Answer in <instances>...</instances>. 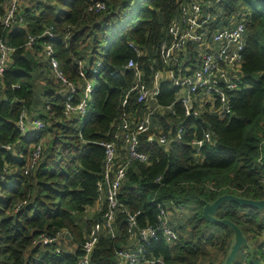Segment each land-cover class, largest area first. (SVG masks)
<instances>
[{
  "label": "trees",
  "instance_id": "obj_1",
  "mask_svg": "<svg viewBox=\"0 0 264 264\" xmlns=\"http://www.w3.org/2000/svg\"><path fill=\"white\" fill-rule=\"evenodd\" d=\"M98 1L106 3L99 13L90 10L92 0H24L18 15L23 24L8 28L3 19L9 0H0V42L14 49L0 78V264H77L87 232L103 221L98 209L101 205L106 209V203L98 201L105 158L101 143L116 140L119 148L126 147L119 129L121 115L131 114L134 125L145 111L135 92L126 99L135 78L125 67L132 59L142 63L149 57L161 64L157 48L168 38L167 28L178 17L183 0ZM248 2L224 0L210 11L231 18L244 12ZM228 24L213 23L216 28ZM244 24L245 87L232 94L231 114L185 118L176 104L181 118L166 115L155 125L166 131L169 123L175 131L182 126L185 139L167 150L150 144L148 135L140 136L139 150L150 159L147 164L137 160L129 164L120 203L131 212L141 211L140 228L158 223L156 202H173L192 211L188 222L179 211L173 215L170 222L179 232L178 240H152L148 259L223 264L234 230L208 222L205 206L224 195L264 200V9L254 7ZM47 29L52 38L44 36ZM30 38H35L31 49ZM48 44L65 82L50 67ZM130 45L142 54L138 56ZM161 86L159 100L172 104L177 89L168 80ZM67 104L74 109L67 111ZM23 113L45 124L42 130L31 125L30 140L17 126ZM207 131L214 143L193 152L188 142L195 135L202 139ZM45 139L38 167L25 175L33 146ZM7 145L13 150H6ZM22 202L26 203L17 209ZM215 216L237 225L254 247L252 251L241 247L232 264H264V211L226 201ZM114 226V238L101 231L92 264H125L115 251L138 246V238L128 234L125 214L116 216ZM61 231L71 235L77 246L74 253L64 248L56 253L53 246L34 243L42 234Z\"/></svg>",
  "mask_w": 264,
  "mask_h": 264
},
{
  "label": "built area",
  "instance_id": "obj_2",
  "mask_svg": "<svg viewBox=\"0 0 264 264\" xmlns=\"http://www.w3.org/2000/svg\"><path fill=\"white\" fill-rule=\"evenodd\" d=\"M23 1L9 0L6 16L3 19V24L6 27L10 28L18 23L23 24V19L18 18ZM223 1L183 0L179 7L178 17L172 20L167 28L168 38L159 45L161 64L157 63L156 58L152 59L151 57L143 60L142 63L133 59L127 63L125 69L133 73L135 85L126 95V99L130 93L135 92L138 103L145 107V111L134 125L131 114L125 112L121 115L119 129L124 132L126 147L123 145L122 148H119L116 140L101 143L105 158L98 191L99 199L102 201L105 198L108 201V209L104 213L105 220L95 222L87 232L77 264H92V255L98 245L102 230H105L113 238L116 236L114 222L117 210L121 207L119 192L126 178L127 168L135 160L140 162L148 160V156L139 151L140 136L148 135L149 143L160 147H172L175 142L185 139L183 130L175 131L172 123H169L168 131L155 125V122L160 121V117H166V115L171 114L181 118L177 115L178 110L173 106L162 104L159 100V94L162 91V78L178 87L173 102L180 104L185 118L190 115L200 118L204 114L225 118L231 114L232 94L245 87L242 85L241 79L244 77L242 65L244 63L246 26L237 21L236 16L227 18L220 12H207ZM105 9V2L92 0L91 11L99 13ZM245 11L248 10L245 9ZM215 21L220 24L229 21V24L223 29L216 28L213 25ZM45 34L53 37L51 29H47ZM34 41L35 38H30L27 48L31 49ZM130 46L138 52L139 56L142 54L137 47ZM13 51L14 49L6 42H0V76ZM45 54L52 71L55 72L57 78L65 82L59 71V64L51 44L45 47ZM81 75L84 76L83 73ZM126 99L124 105L127 104ZM73 109L70 104H67V111ZM31 125L37 130L45 128V124L41 120H31L27 113H23L17 126L27 140L30 139L29 128ZM44 143L45 140H41L33 146L29 162L24 167L25 175L33 173L38 167L44 156ZM188 143L202 149L205 144L214 143L213 135L207 131L202 139H198V136L195 135ZM4 148L8 151L13 150L11 145L4 146ZM123 150L126 151L125 158ZM122 159L123 161H121ZM158 181L160 178L157 179ZM25 203H20L17 209ZM174 207L180 212L185 209L179 204H174ZM98 211L102 212V208L100 207ZM123 211L121 210V212ZM136 215L129 214L128 234L131 239L138 238V246L134 249H117L115 257L125 264H165L161 258H147L149 255L147 245L152 240H160V237L168 243L178 240L177 233L167 226L171 213L161 208L158 223L155 226L148 225L144 228H140ZM70 240L71 235L61 231L54 236L42 234L34 243L36 246L39 244L53 246L55 252L60 253L62 251L61 244L67 246V242Z\"/></svg>",
  "mask_w": 264,
  "mask_h": 264
},
{
  "label": "water",
  "instance_id": "obj_3",
  "mask_svg": "<svg viewBox=\"0 0 264 264\" xmlns=\"http://www.w3.org/2000/svg\"><path fill=\"white\" fill-rule=\"evenodd\" d=\"M258 1L264 5V0H258ZM226 201L233 202L240 206L264 211V200L255 201V200L240 198L233 195H224L214 203L205 206L203 210V216L208 222H212L214 224H219V225H226L234 230L235 237H234V242L232 244L233 247L231 249V252H229L228 257L224 263V264H232L235 261L241 247L246 244V238L243 232L241 231V229L237 225L232 223L230 220L218 219L215 216L219 207Z\"/></svg>",
  "mask_w": 264,
  "mask_h": 264
},
{
  "label": "bare ground",
  "instance_id": "obj_4",
  "mask_svg": "<svg viewBox=\"0 0 264 264\" xmlns=\"http://www.w3.org/2000/svg\"><path fill=\"white\" fill-rule=\"evenodd\" d=\"M210 12V9L209 10H207V12ZM232 16H236V20L237 21H239V22H242V23H244V19H245V17L247 16V14H246V12L244 11V12H240V13H236V14H234V15H232ZM245 25V24H244ZM221 29H223V28H221ZM44 36H48L49 38H52V37H50L49 35H46L45 33H44ZM157 51L159 52V47L157 48ZM137 54H138V52H137ZM138 56H139V54H138ZM129 62V61H128ZM9 63V62H8ZM243 66V65H242ZM7 67H8V64H7V66L5 67V70L7 69ZM5 70H4V72H5ZM192 70H195V69H192ZM4 72H3V74H4ZM3 74L0 76V78L3 76ZM244 78V77H243ZM242 78V79H243ZM242 79H241V81H242ZM162 80H167V79H165V78H162ZM172 83V82H171ZM173 84V83H172ZM173 86H174V84H173ZM176 89H177V91H178V87H176V86H174ZM180 105V104H178V103H172V104H170L169 106H175V105ZM206 111V110H205ZM189 117H195V116H193V115H190V116H187L186 118H189ZM179 129H182V130H184V127H180ZM178 129V130H179ZM30 140V139H29ZM190 146L192 147V150H193V152H200L201 151V149L198 147V146H196V145H192L191 143H190ZM165 149H167V150H172L173 148H174V146L172 145V147H168V146H166V147H164ZM140 151V150H139ZM140 152H142V151H140ZM143 153V152H142ZM144 154H146V153H144ZM147 156H148V160L146 161V162H141V163H144V164H147L148 162H149V159H150V156L148 155V154H146ZM138 161V160H137ZM140 162V161H139ZM103 168H104V166H103ZM160 178V181H158L157 182V179H159ZM156 179V182L157 183H160L161 181H162V179H163V177L162 176H160V177H158ZM98 193H99V191H98ZM100 198V193H99V196H98V201L101 203V204H104V202L106 203V209L104 208V206H103V208H102V205H101V208H102V212H100V213H102V219L103 220H105L104 219V213H105V211L108 209V201L104 198L102 201L99 199ZM119 203H120V200H119ZM120 205H121V207H119V209L117 210V214H116V216L119 214V213H123V214H125L126 215V217H127V227H128V220H129V214L130 215H134V214H137L136 215V220H137V222H138V217H139V215L141 214V211L140 210H138V211H135V212H131L130 210H128V209H126L121 203H120ZM160 205V206H159ZM155 208L158 210V217L160 216V213H161V208H164L165 210H167L168 212H170L171 213V217L169 218V220H168V222H167V226L170 228V229H172L173 231H175L176 233H177V235H178V238H179V232L176 230V229H174V227L171 225V222H170V220H171V218L173 217V215L175 214V213H177L178 212V210H176L175 209V207H174V203L173 202H171V203H166V202H156L155 203ZM121 210H124L123 212H121ZM180 212V211H179ZM181 213V212H180ZM182 214V213H181ZM116 218V217H115ZM139 224V223H138ZM114 225H115V222H114ZM146 226H148V225H146ZM145 226V227H146ZM115 227V226H114ZM164 239V238H163ZM166 241V240H165ZM168 243V242H167ZM79 258V257H78Z\"/></svg>",
  "mask_w": 264,
  "mask_h": 264
},
{
  "label": "rangeland",
  "instance_id": "obj_5",
  "mask_svg": "<svg viewBox=\"0 0 264 264\" xmlns=\"http://www.w3.org/2000/svg\"><path fill=\"white\" fill-rule=\"evenodd\" d=\"M257 6H259V7H261V8H263L264 9V5L263 4H261L258 0H249V2H248V6H247V10L248 11H245L246 12V14H250V12L253 10V8L254 7H257ZM45 142H47V139H45ZM91 212H93V211H89L88 213H91ZM181 213L186 217V219H187V222L189 221V220H191L192 219V211H187V210H185V209H183V210H181ZM182 214H181V219H182ZM186 227V226H185ZM68 233V232H67ZM245 236V235H244ZM246 238V237H245ZM71 240H72V238H71ZM71 240L69 241V242H67V246H65L64 247V245L65 244H61V248H64V249H67L68 251V253H74L75 251H76V248H77V246H76V244H75V242L73 241V242H71ZM71 242V243H70ZM39 245H42V244H39ZM38 245V246H39ZM243 246H247V248L250 250V251H252L253 249H254V247L253 246H250L249 244H248V241H247V239H246V244L245 245H243ZM242 246V247H243ZM232 247L233 246H231V249H232ZM231 249H230V251L229 252H231ZM215 256V255H214ZM228 257V256H227ZM215 258V257H214ZM227 259V258H226ZM218 260H221V258H218ZM226 261V260H225ZM225 263V262H224ZM223 263V264H224Z\"/></svg>",
  "mask_w": 264,
  "mask_h": 264
}]
</instances>
